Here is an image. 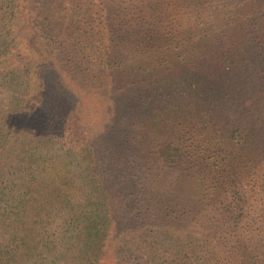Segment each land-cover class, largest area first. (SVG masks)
Segmentation results:
<instances>
[{"label": "trees", "instance_id": "obj_1", "mask_svg": "<svg viewBox=\"0 0 264 264\" xmlns=\"http://www.w3.org/2000/svg\"><path fill=\"white\" fill-rule=\"evenodd\" d=\"M262 4L0 0V264H264Z\"/></svg>", "mask_w": 264, "mask_h": 264}, {"label": "rangeland", "instance_id": "obj_2", "mask_svg": "<svg viewBox=\"0 0 264 264\" xmlns=\"http://www.w3.org/2000/svg\"><path fill=\"white\" fill-rule=\"evenodd\" d=\"M244 1H245V0H244ZM260 8L264 10V4L260 5ZM78 71H79V70H78ZM94 72L99 73L98 70H94ZM42 73H43V72H42ZM72 75H74V72H72V70H71V71H70V74L68 75V77H70V76H72ZM80 75H81V74H80ZM72 77H73V76H72ZM73 78H74V77H73ZM18 83H23V82H22L21 80H19ZM68 83H71V82L68 80ZM78 83H94V82L89 81L88 79H86V77H83V79H78ZM24 86H25V84H24ZM114 90H115V93H116L117 88L114 87ZM94 115H95V114H94ZM94 115H93V118H94ZM94 128H96V127L94 126ZM96 129H97V128H96ZM175 133H176V134H179L178 130H176V131H174V132H172V133H169V132L165 131L163 128H161L160 131H159V133H158V132L155 133V134L153 133L152 135L158 137L159 141H165V140H167L168 138L172 137V135L175 134ZM189 164H190V163H189L188 160H185V161H184V166H185V165H189Z\"/></svg>", "mask_w": 264, "mask_h": 264}]
</instances>
